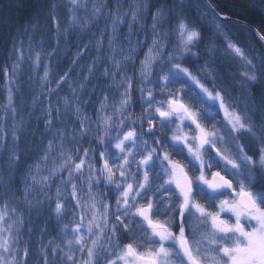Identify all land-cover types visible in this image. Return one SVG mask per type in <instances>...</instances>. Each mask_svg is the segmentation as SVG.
Segmentation results:
<instances>
[{
	"label": "snow or ice",
	"instance_id": "1",
	"mask_svg": "<svg viewBox=\"0 0 264 264\" xmlns=\"http://www.w3.org/2000/svg\"><path fill=\"white\" fill-rule=\"evenodd\" d=\"M230 6L0 0V264H264V0L241 5L255 25ZM73 48L53 80L52 58ZM25 65L43 68L27 108Z\"/></svg>",
	"mask_w": 264,
	"mask_h": 264
},
{
	"label": "trees",
	"instance_id": "2",
	"mask_svg": "<svg viewBox=\"0 0 264 264\" xmlns=\"http://www.w3.org/2000/svg\"><path fill=\"white\" fill-rule=\"evenodd\" d=\"M243 2H244V0H233V3L236 6H230L227 8V12H228L229 16L234 18V19L241 20V21H247L248 23L253 24V25L258 24L260 22L259 16L256 15L255 12L246 11L243 7H241ZM125 6H127V5H125ZM193 13H195V9H193ZM12 15L18 23H23L27 19L29 12L25 8V9L20 10L19 12H13ZM210 21H211V17H209V19L207 21H202V23H204L207 28H211L212 24L210 23ZM226 24H227V28L231 29V33H232L233 37L239 36V33H237L236 29L233 28L230 21L226 22ZM121 31H122V33L127 32L126 25L122 26ZM4 35H5V29L3 27H0V66H3L7 62V56L5 55V50L8 47V43L3 38ZM141 39H143V36H141ZM170 39L173 42L175 41L174 37H171ZM208 42L209 41L206 39L205 43H208ZM217 43L222 45L223 40L220 39L217 41ZM25 47H27V43L25 44ZM74 50L75 49L73 48L69 52L62 54L59 57H53L52 58V63H53L52 79L53 80L58 78V75L62 74L63 71L67 70V66L70 63L71 51H74ZM86 60H87V57L85 58L84 61H81V63L82 64L85 63ZM74 67H75V71H74L73 75H75L76 72L82 71L79 65H76ZM237 70H238V65L233 64L231 67V71L235 73V72H237ZM128 71L130 74L132 73L133 69H132L131 65L129 66ZM42 73H43L42 67L40 69H37L35 71V73H33L27 65L24 66V74L21 77V80L23 81V83L21 85L20 91L17 93V96H16V102L18 104L21 103V99L23 98V102L25 103V106L27 108V105L31 99V91H30L28 77H29V75H37V76L42 75ZM3 81H4V76H3V73L0 72V102H2L4 100V96H5ZM77 82H79V81H77ZM95 83H96V79H95V77H93L92 81L89 83L88 88L85 89V91L83 93V99L89 101V103L84 106V109L87 112V114L93 118V120L95 119L96 108L98 107V100L100 98V91H101L100 87H97L94 92H90L91 85L95 84ZM51 86L55 87V84H52ZM63 95H68L67 85H62L59 92L53 94L52 99L55 102V100L58 96H63ZM113 95H115V93H113ZM135 96H136V94L134 93V98H135ZM134 108H135L134 114H138L139 113V105L138 104L134 105ZM35 115H40V108L39 107H37V109L35 110ZM69 123H71V120H69ZM40 127L41 128L43 127L42 123L40 124ZM88 139L89 138L86 137L84 142H83L85 147L88 146V142H87ZM44 222H45V218L41 217L40 219H34L33 225H34L35 229L38 231L40 227H43ZM64 222H68L67 218H65ZM52 223H53L52 221L49 222L50 228L52 226ZM52 234H54V233H52Z\"/></svg>",
	"mask_w": 264,
	"mask_h": 264
},
{
	"label": "rangeland",
	"instance_id": "3",
	"mask_svg": "<svg viewBox=\"0 0 264 264\" xmlns=\"http://www.w3.org/2000/svg\"><path fill=\"white\" fill-rule=\"evenodd\" d=\"M174 39H175V37H174ZM3 86H4V83H3ZM193 87H195L194 85H193ZM4 98H5V96H4ZM222 115V114H221ZM126 130V129H125ZM118 150H115V149H113V153L115 154L116 152H117Z\"/></svg>",
	"mask_w": 264,
	"mask_h": 264
},
{
	"label": "water",
	"instance_id": "4",
	"mask_svg": "<svg viewBox=\"0 0 264 264\" xmlns=\"http://www.w3.org/2000/svg\"><path fill=\"white\" fill-rule=\"evenodd\" d=\"M231 19H232V20H237V19H234V18H232V17H231ZM240 21H241V20H240ZM242 22H243V21H242Z\"/></svg>",
	"mask_w": 264,
	"mask_h": 264
}]
</instances>
